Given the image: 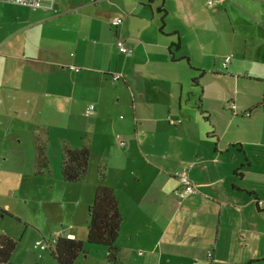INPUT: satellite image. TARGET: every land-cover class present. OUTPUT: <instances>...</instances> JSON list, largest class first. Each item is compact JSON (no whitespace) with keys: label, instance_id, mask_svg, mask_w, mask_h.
Instances as JSON below:
<instances>
[{"label":"crops","instance_id":"crops-1","mask_svg":"<svg viewBox=\"0 0 264 264\" xmlns=\"http://www.w3.org/2000/svg\"><path fill=\"white\" fill-rule=\"evenodd\" d=\"M208 1L50 0L32 11L0 0V205L10 212L9 194L25 189L61 191L78 221L104 165L123 217L117 264H264V0ZM64 145L90 150L80 185L61 178ZM177 171L197 194L178 197ZM81 226L48 240L82 242L79 264H95ZM101 250L97 264H112Z\"/></svg>","mask_w":264,"mask_h":264},{"label":"trees","instance_id":"trees-1","mask_svg":"<svg viewBox=\"0 0 264 264\" xmlns=\"http://www.w3.org/2000/svg\"><path fill=\"white\" fill-rule=\"evenodd\" d=\"M209 1H213L212 5L219 3L217 0ZM228 65L226 68H228ZM222 68L226 69L223 66ZM113 76L114 74L112 75V78ZM61 154L62 164L60 172L62 180L68 184H77L82 182L86 178L89 169L91 156L89 148L84 147L81 149H73L68 145H64L62 147ZM37 170L38 172L48 170V163L45 150L43 148H40L39 156L37 158ZM104 170L105 166L101 165L99 168V185L96 189L94 201L88 209L86 244L89 246L92 245L104 248L107 251L106 261L112 264H117V239L123 223V217L120 212L119 203L114 190L105 184ZM53 246L51 255L57 264H76V260L80 258L81 254H84V244L77 240L60 236L56 239V243ZM16 247V240L11 239L6 235L0 237V264H10Z\"/></svg>","mask_w":264,"mask_h":264},{"label":"rangeland","instance_id":"rangeland-1","mask_svg":"<svg viewBox=\"0 0 264 264\" xmlns=\"http://www.w3.org/2000/svg\"><path fill=\"white\" fill-rule=\"evenodd\" d=\"M120 19L122 20V18ZM53 193L32 188L29 191L25 189V191L15 193L12 197L9 194L7 203L11 207L10 212L0 205V233L4 234L5 232L17 241V247L10 264H57L49 250L40 252L35 248V243L37 241L48 242L50 236H54L56 232L62 233V229H67L73 223H79V225L81 223L83 226H81V230L83 229V233L86 231L87 234L88 211L86 213L83 211L82 216L76 215L78 221L74 219L71 223V215L61 210V207L64 206L62 205L64 193L61 191L57 193L53 191ZM19 198L23 200L21 201ZM50 198H53L56 204L50 203L49 200H52ZM85 245L86 249L91 250L92 256L96 258L95 264L103 263L105 254L98 253V251H102L101 248ZM79 262L77 259L76 264ZM88 264L92 263L88 262Z\"/></svg>","mask_w":264,"mask_h":264},{"label":"built area","instance_id":"built-area-1","mask_svg":"<svg viewBox=\"0 0 264 264\" xmlns=\"http://www.w3.org/2000/svg\"><path fill=\"white\" fill-rule=\"evenodd\" d=\"M2 2L5 3H9V4H15V5H20L23 7H27L32 11H36V10H41V9H45L47 8V3L50 0H1ZM209 5L213 4V1H209L208 3ZM122 23V20L119 18L114 22V25H120ZM117 48L118 51L125 56H131L133 54V50L131 48L126 47V45L124 44V42L119 41L117 42ZM232 58V55H228L224 58V61L222 63V66L224 68L227 67L228 63L230 62V59ZM122 78L121 75L119 74H114L113 76V80L114 81H118ZM94 110V106L91 105L88 110L86 111V114L89 115L92 111ZM248 116V114H247ZM118 144L120 146H125L126 143L122 140L118 141ZM174 178L179 182L180 186H181V190L178 192V197L180 199H185L188 196L191 195H195L197 194V187L196 185L192 182L190 176L188 173H186L185 171H177L174 173ZM55 240L52 241L53 244H55ZM35 248L38 249L39 251H46L48 249V245L44 244L40 241H37L35 243Z\"/></svg>","mask_w":264,"mask_h":264},{"label":"clouds","instance_id":"clouds-1","mask_svg":"<svg viewBox=\"0 0 264 264\" xmlns=\"http://www.w3.org/2000/svg\"><path fill=\"white\" fill-rule=\"evenodd\" d=\"M174 177V176H173ZM55 241H56V239H54ZM54 240H52V241H54ZM52 241H48V242H45L44 244H47L48 245V249L46 250V251H48V250H50L49 252H50V254H51V250L52 249H50L51 247H54L53 245V243H52ZM41 242V241H40ZM56 243V242H55ZM46 251H40V252H46Z\"/></svg>","mask_w":264,"mask_h":264}]
</instances>
